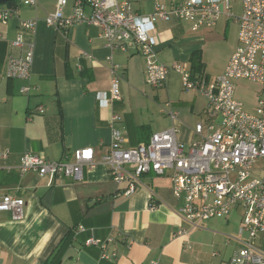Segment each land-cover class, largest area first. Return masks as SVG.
I'll return each mask as SVG.
<instances>
[{
    "label": "crops",
    "instance_id": "obj_1",
    "mask_svg": "<svg viewBox=\"0 0 264 264\" xmlns=\"http://www.w3.org/2000/svg\"><path fill=\"white\" fill-rule=\"evenodd\" d=\"M24 1L0 5L17 12L7 24L0 22V200L12 196L25 201L22 220L0 213V264H189L191 233L179 235L184 227L179 212L183 202L174 198L169 175L150 173L143 177L144 188L125 197L101 161L110 151L113 130L122 133L129 149L173 126L180 128L179 141L190 144L197 139L198 124L206 129L217 126L219 117L210 115L208 101L199 92L180 97L176 85L183 90L182 77L175 71L170 72L166 87L148 86L137 46L112 50L100 30L88 25L55 30L46 18L58 0H40L33 6ZM67 1L65 13L71 16L77 0ZM177 3L132 0V7L136 14L150 15L156 5L170 9ZM85 10L90 14L88 5ZM231 12L233 16L223 15L215 28L198 31L190 22L156 21L152 39L158 58L168 67L181 64L193 75L205 73L215 79L238 47L242 4L232 2ZM28 21L38 22L35 32H21V23ZM20 34L23 48L13 46ZM31 45L35 57L30 79L9 78L10 59L23 57ZM219 47L226 51L223 62L216 73H210L208 64L214 62L213 51ZM110 62L120 68L122 100L105 105L102 99L110 97L112 88ZM23 87H30V92L21 93ZM166 104L179 113L178 121L165 114ZM145 107L148 114L143 115ZM115 116L121 120L113 121ZM83 148L94 150L98 165L85 168L80 182L18 171L26 153L62 162ZM2 154L7 159H1ZM152 198L160 205L155 211L149 210ZM79 226L87 231L77 234ZM89 238L112 239L107 253L116 257L104 259L101 248L86 246Z\"/></svg>",
    "mask_w": 264,
    "mask_h": 264
},
{
    "label": "built area",
    "instance_id": "obj_2",
    "mask_svg": "<svg viewBox=\"0 0 264 264\" xmlns=\"http://www.w3.org/2000/svg\"><path fill=\"white\" fill-rule=\"evenodd\" d=\"M40 0H25L33 6ZM242 4V14L237 18L240 26L238 47L232 54L224 72L211 80L205 73L193 75L186 66L175 64L168 67L160 61L153 43L152 32L156 21L176 19L190 22L193 31L215 28L220 18L233 15L232 2ZM67 0H58L55 11L48 15L46 24L55 30L68 31L76 26H93L112 50L127 51L137 46L145 61V78L154 89L166 87L171 71L182 77L186 92H199L207 99L210 115L219 117L217 126L198 124L197 139L190 144L179 141L180 128L173 126L153 134L149 142L135 148H126V139L118 130L112 132L110 151L101 163L107 168L110 180L130 197L144 188L143 177L152 173L156 176L169 175L172 193L183 205L179 212L184 224L179 235H188L204 228L211 219H227L239 209L244 213L240 234V250L230 264H264V98L259 99L253 113L236 98L237 82L248 81L260 86L264 93V0H178L172 8L156 5L150 15L134 13L132 0H77L71 16L65 9ZM90 8L86 13L85 6ZM17 12L0 8V22H7ZM37 21L22 22L21 32H35ZM25 42L18 35L13 46L23 48ZM34 46L19 58H11L7 76L28 81L34 64ZM112 88L110 97H103L105 105L122 100L119 87V66L110 62ZM30 92L23 87L21 93ZM173 121L179 113L169 104L164 107ZM40 112L42 109L40 108ZM121 118L115 116L113 121ZM2 154L1 159H7ZM98 163L92 148L75 150L62 162L48 161L38 155L26 153L18 166L21 174L36 172L40 177L51 180L60 178L80 182L84 169L93 170ZM160 207L153 201L150 211ZM22 198L5 196L0 200V213H9L13 220H22L25 214ZM84 226L77 234L85 233ZM130 243V240H128ZM109 239L86 240V246L102 249L103 258L116 257L108 254ZM150 264H161L152 261Z\"/></svg>",
    "mask_w": 264,
    "mask_h": 264
},
{
    "label": "rangeland",
    "instance_id": "obj_3",
    "mask_svg": "<svg viewBox=\"0 0 264 264\" xmlns=\"http://www.w3.org/2000/svg\"><path fill=\"white\" fill-rule=\"evenodd\" d=\"M225 52L224 47L213 51L214 62L208 64L210 73H216L220 69ZM176 87L180 97L191 93L183 91L179 84ZM260 90L259 85L239 81L236 98L245 105L247 111L251 112L258 100L264 98V93L261 94ZM144 101L146 104L149 102L148 98ZM144 114H148L146 107L143 110ZM243 219L244 213L236 209L229 219H211L205 223L203 229L192 232L186 252L189 264H230L240 248L238 240L247 237V234H240Z\"/></svg>",
    "mask_w": 264,
    "mask_h": 264
},
{
    "label": "trees",
    "instance_id": "obj_4",
    "mask_svg": "<svg viewBox=\"0 0 264 264\" xmlns=\"http://www.w3.org/2000/svg\"><path fill=\"white\" fill-rule=\"evenodd\" d=\"M18 1H19V0H15V1H13V2L9 3V4L17 3ZM83 1L85 2L86 0H83ZM72 236H73V235H70V238H69V239H68V238H66V239H67L68 241H69V240H72V239H71V238H72ZM68 241H67V242H68ZM56 257H57V256H56ZM54 259H55V258H54ZM55 261H56V259L54 260V262H55Z\"/></svg>",
    "mask_w": 264,
    "mask_h": 264
},
{
    "label": "water",
    "instance_id": "obj_5",
    "mask_svg": "<svg viewBox=\"0 0 264 264\" xmlns=\"http://www.w3.org/2000/svg\"><path fill=\"white\" fill-rule=\"evenodd\" d=\"M14 0H0V5H4V4H7V3H10Z\"/></svg>",
    "mask_w": 264,
    "mask_h": 264
}]
</instances>
